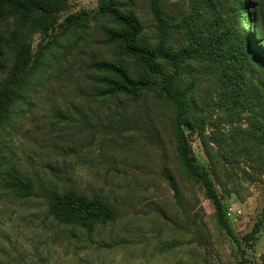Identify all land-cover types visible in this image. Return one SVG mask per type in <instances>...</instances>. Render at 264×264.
<instances>
[{
    "label": "rangeland",
    "instance_id": "rangeland-1",
    "mask_svg": "<svg viewBox=\"0 0 264 264\" xmlns=\"http://www.w3.org/2000/svg\"><path fill=\"white\" fill-rule=\"evenodd\" d=\"M124 1L144 23L143 38L156 40L150 0ZM99 3L65 0L44 32L29 22L26 82L0 127V264H264V161L228 155L213 140L215 132L237 128L257 136L251 105L203 64L181 73L183 86L197 78L205 133L184 130L195 163L217 191L223 227L204 188L176 161L173 109L151 91L137 101L91 96L101 85L86 67L90 58H120L117 46L104 42V29L115 25L94 14ZM69 16L82 19L67 22ZM259 24L264 31V7ZM16 54L8 50L0 70L23 60ZM257 119L264 122L260 111ZM258 145L256 154L264 148ZM17 173L31 176L37 196L7 187ZM70 189L101 196L115 215L57 221L46 195Z\"/></svg>",
    "mask_w": 264,
    "mask_h": 264
},
{
    "label": "trees",
    "instance_id": "trees-1",
    "mask_svg": "<svg viewBox=\"0 0 264 264\" xmlns=\"http://www.w3.org/2000/svg\"><path fill=\"white\" fill-rule=\"evenodd\" d=\"M184 2L190 3L188 12ZM64 4L65 0H0V63L8 50L17 52L19 60L26 57L29 22L36 23L43 32L53 28L56 13ZM149 5L155 25L154 41L143 38L144 23L124 0H100L94 14L114 23V28L104 29V42L117 46L120 58H90L86 67L97 72L93 81L101 85L91 96L117 100L130 96L137 101L151 91L158 102L173 109L171 133L175 136L176 161L187 177L204 188L214 205L218 223L226 227L214 184L195 163L184 130L195 132L199 137L205 133V108L194 96L197 78H191L183 86L181 73L188 72L196 63L203 64L208 70L217 71L216 75L220 74L216 77L218 82L231 85L238 96H245L254 111L251 128L259 129V134L256 136L250 128H237L230 135L217 131L213 140L219 149L229 151L228 155H244L251 163L264 161V148L256 154L258 144L264 143V122L257 119L258 111L264 118V31L259 24L264 0H150ZM74 19L82 17L69 16L67 22ZM24 69L23 59L14 63L10 71L0 70V127L10 104L26 82ZM154 86H161L164 96ZM7 187L17 196H37L27 173L15 174ZM46 202L50 214L59 222H99L115 215L101 196H88L75 189L52 191L46 195Z\"/></svg>",
    "mask_w": 264,
    "mask_h": 264
}]
</instances>
